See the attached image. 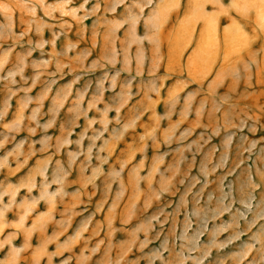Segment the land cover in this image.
Wrapping results in <instances>:
<instances>
[{"label":"rangeland","instance_id":"1","mask_svg":"<svg viewBox=\"0 0 264 264\" xmlns=\"http://www.w3.org/2000/svg\"><path fill=\"white\" fill-rule=\"evenodd\" d=\"M0 264H264V0H0Z\"/></svg>","mask_w":264,"mask_h":264}]
</instances>
